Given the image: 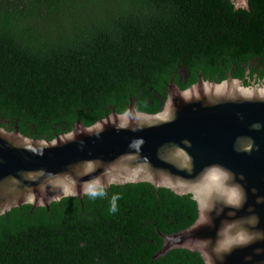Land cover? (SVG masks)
<instances>
[{"label": "trees", "instance_id": "obj_1", "mask_svg": "<svg viewBox=\"0 0 264 264\" xmlns=\"http://www.w3.org/2000/svg\"><path fill=\"white\" fill-rule=\"evenodd\" d=\"M249 5L0 0V124L52 140L78 120L90 126L126 112L131 98L139 111L159 112L173 78L185 89L201 72L220 82L264 69V0ZM198 215L191 194L149 182L24 204L0 216V264H205L187 248L155 258L160 232Z\"/></svg>", "mask_w": 264, "mask_h": 264}, {"label": "water", "instance_id": "obj_2", "mask_svg": "<svg viewBox=\"0 0 264 264\" xmlns=\"http://www.w3.org/2000/svg\"><path fill=\"white\" fill-rule=\"evenodd\" d=\"M234 2L250 9L249 0ZM139 182L198 203L195 223L160 232L155 258L187 248L205 264H264V84L201 72L182 89L173 78L159 112L139 111L131 98L126 112L90 126L78 120L52 140L0 124V216Z\"/></svg>", "mask_w": 264, "mask_h": 264}, {"label": "flooded vegetation", "instance_id": "obj_3", "mask_svg": "<svg viewBox=\"0 0 264 264\" xmlns=\"http://www.w3.org/2000/svg\"><path fill=\"white\" fill-rule=\"evenodd\" d=\"M256 61H257V59H256ZM242 79L245 81V84H246V82H248V84H246V85H253L254 83L255 84H264V69L254 70L250 67ZM184 82L187 83V79H185Z\"/></svg>", "mask_w": 264, "mask_h": 264}, {"label": "snow or ice", "instance_id": "obj_4", "mask_svg": "<svg viewBox=\"0 0 264 264\" xmlns=\"http://www.w3.org/2000/svg\"><path fill=\"white\" fill-rule=\"evenodd\" d=\"M235 195V194H234ZM241 239H243V237H241Z\"/></svg>", "mask_w": 264, "mask_h": 264}]
</instances>
